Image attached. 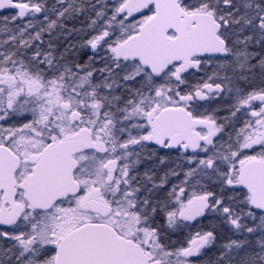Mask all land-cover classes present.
<instances>
[{"label":"snow or ice","instance_id":"6c2138e0","mask_svg":"<svg viewBox=\"0 0 264 264\" xmlns=\"http://www.w3.org/2000/svg\"><path fill=\"white\" fill-rule=\"evenodd\" d=\"M0 264H264V0H0Z\"/></svg>","mask_w":264,"mask_h":264}]
</instances>
